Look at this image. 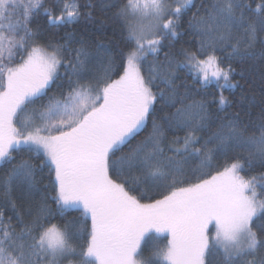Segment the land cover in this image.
I'll return each mask as SVG.
<instances>
[{
  "label": "snow or ice",
  "instance_id": "1",
  "mask_svg": "<svg viewBox=\"0 0 264 264\" xmlns=\"http://www.w3.org/2000/svg\"><path fill=\"white\" fill-rule=\"evenodd\" d=\"M60 2L0 0V264H264V107L253 117L224 95L239 87L225 58L264 59V0H101L125 22L118 66L100 39L40 43L41 11L53 27L92 21L91 0ZM185 25L197 51L159 59ZM179 70L219 95L196 99ZM151 233L167 243L145 258Z\"/></svg>",
  "mask_w": 264,
  "mask_h": 264
},
{
  "label": "trees",
  "instance_id": "2",
  "mask_svg": "<svg viewBox=\"0 0 264 264\" xmlns=\"http://www.w3.org/2000/svg\"><path fill=\"white\" fill-rule=\"evenodd\" d=\"M88 2V0H80L81 5H84ZM93 5L95 6L91 11L93 12L92 21L81 18L78 24L73 25H62L53 27L48 23L46 16L43 14V11L40 14L36 15L32 21V28L39 29L40 32V43H55L59 41L60 43H64V37L67 33L71 32L74 34V39L72 42L73 47H78L79 45L76 43L77 41L83 39L86 42H96L98 39L103 40V43L106 47L111 50V56L115 61L116 65L120 64V52L127 50L126 37L127 31L124 27L125 22L119 18H117L114 13L116 11L115 8H107L104 11H101V0H91ZM112 3L115 4H123L126 0H111ZM258 2V0H257ZM199 3V0H197ZM46 5L55 6V11L59 12L62 7V3L60 0H46ZM82 12L89 11V9L82 8ZM194 11V9H193ZM188 19L187 16L184 17V21ZM103 22V28L101 29L99 25ZM185 27L181 28V35L176 38L174 41H164V48L159 53V59H164V53L169 52L170 55L175 56L177 60H182V56L180 53L184 50H190L192 52H196L198 49V41L192 35L188 34L185 31ZM217 55H223L226 57V54H221L217 52ZM151 59V57H149ZM16 62H19V57L16 58ZM228 63L232 64V67L235 69L233 73L234 82H238L239 87L234 90H225L224 95L229 98L233 102V104L241 103V96L246 97V101L243 103V107L251 111L253 117H257L260 113L261 107H264V59L257 57L254 60L246 61L244 63H240L237 61H229L227 58L224 59V65L227 66ZM63 68L60 69V74L63 75ZM120 74H122V70H120ZM179 81H185L186 85L189 89H191L192 94L196 99H199L201 96H207L209 100L213 98V96H218L219 93L214 86L209 87L207 90L202 89L201 84L195 81L192 76L188 73L187 70H179L178 71ZM113 79H118L119 76L115 73L112 74ZM64 83L65 81H56L55 84L51 86L50 91H48V96L57 95L59 96L60 89L57 85ZM199 93V95H196ZM48 97H44L43 101H38L37 105L34 107H39L41 103H46ZM249 102L254 104L253 107L249 109ZM159 105H157V108ZM215 109H213L214 111ZM235 108H229V112H234ZM159 115V113H158ZM151 130V119L147 122L146 128L141 131V133L136 137L135 140L132 141V144H135L140 139H143L148 132ZM178 135L183 136L184 133H178ZM168 139H172V133H167ZM127 146L124 148L123 153H117V155H122L127 152ZM13 155L19 157H23L25 159L29 158L31 154L27 152H14ZM225 157H220L218 161L214 163L213 172L215 168L223 165L225 162ZM32 160L34 163H39V160L36 159L34 155H32ZM9 165H0V178L4 176V174L8 171ZM262 171L259 167L253 168L248 175H256ZM45 179L44 184H47V170L45 169ZM40 178L39 176L37 177ZM43 187V185H41ZM14 195H18V193H14ZM155 195L154 193H149L148 196L151 197ZM3 198V187L0 184V199ZM159 198V196H156ZM39 198L37 197V200ZM144 202H150L149 199H145ZM19 204V201H17ZM51 208L53 211L56 209L55 204H51L49 201ZM27 208V205L24 206ZM34 207V206H33ZM5 215H12V211L10 208L5 209ZM63 220L65 222L75 221L72 225V230H78L81 225V215L79 211L69 210L64 214ZM54 222H60V217L57 216ZM13 224H15V217L13 218ZM88 226L90 227V221H88ZM151 236H155V241H149L144 245L143 254L144 257L147 258L150 253L153 251L151 245L155 244L159 247H163L167 241L164 238V235H157L155 233H151Z\"/></svg>",
  "mask_w": 264,
  "mask_h": 264
},
{
  "label": "rangeland",
  "instance_id": "3",
  "mask_svg": "<svg viewBox=\"0 0 264 264\" xmlns=\"http://www.w3.org/2000/svg\"><path fill=\"white\" fill-rule=\"evenodd\" d=\"M29 111H31V108L29 109Z\"/></svg>",
  "mask_w": 264,
  "mask_h": 264
}]
</instances>
